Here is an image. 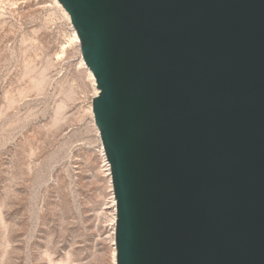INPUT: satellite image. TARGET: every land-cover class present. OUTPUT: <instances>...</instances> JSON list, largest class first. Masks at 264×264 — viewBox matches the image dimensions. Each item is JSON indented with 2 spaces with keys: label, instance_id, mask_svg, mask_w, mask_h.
Returning a JSON list of instances; mask_svg holds the SVG:
<instances>
[{
  "label": "water",
  "instance_id": "obj_1",
  "mask_svg": "<svg viewBox=\"0 0 264 264\" xmlns=\"http://www.w3.org/2000/svg\"><path fill=\"white\" fill-rule=\"evenodd\" d=\"M93 72L117 264H264V0H59Z\"/></svg>",
  "mask_w": 264,
  "mask_h": 264
},
{
  "label": "rangeland",
  "instance_id": "obj_2",
  "mask_svg": "<svg viewBox=\"0 0 264 264\" xmlns=\"http://www.w3.org/2000/svg\"><path fill=\"white\" fill-rule=\"evenodd\" d=\"M77 35L57 0H0V264H114Z\"/></svg>",
  "mask_w": 264,
  "mask_h": 264
},
{
  "label": "bare ground",
  "instance_id": "obj_3",
  "mask_svg": "<svg viewBox=\"0 0 264 264\" xmlns=\"http://www.w3.org/2000/svg\"><path fill=\"white\" fill-rule=\"evenodd\" d=\"M57 1H59V0H57ZM65 12H66L67 16L70 17V15H69V13H68V11L66 9H65ZM78 37H79V35H77V38ZM78 41H80V38L78 39ZM92 74H93V72H92ZM93 76H94V74H93ZM94 79H95V76H94ZM95 82H96V79H95ZM98 93H99V89L97 88L95 96L98 95ZM92 112L94 114L93 105H92ZM100 151H101V156H102L103 162H104L103 166L105 167V171L107 172V174L109 176V182H110V187H111V197H110V201H109L110 204H111L110 205L111 206V219H110L111 220V237H112V240H113V248H114V250H113V261H114V264H117V250H116V244H115L117 200H116L115 191H114V187H113L111 164H110V162H109V160L107 158V155H106V152H105V148H104V144H103L102 141H101Z\"/></svg>",
  "mask_w": 264,
  "mask_h": 264
}]
</instances>
